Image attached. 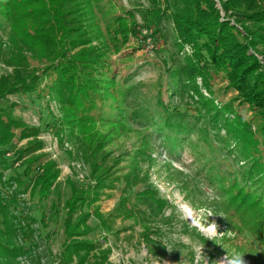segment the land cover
<instances>
[{"label":"rangeland","instance_id":"374dc122","mask_svg":"<svg viewBox=\"0 0 264 264\" xmlns=\"http://www.w3.org/2000/svg\"><path fill=\"white\" fill-rule=\"evenodd\" d=\"M90 4L93 17L100 23V36L99 32H92L89 23L84 28L91 44L104 52V67L115 72L101 109L103 112L107 109L105 114L108 113L113 126L101 123L94 127L113 134L108 150L123 159L116 177H123L133 165H138L139 176L146 175L140 191L156 190L157 198L165 205L159 210L151 200L137 199L136 190L132 189L127 194L133 217H119L115 207L122 182L118 181L113 191H105L109 198L102 196L94 204L104 215L105 225L90 217L87 224L91 233L85 239L97 243L102 250H110L105 264H224L225 258L234 252L242 256L245 264H259L250 249L255 247L259 251L260 246L242 229L236 217L229 218L223 210L229 198L224 189L233 183L264 202V175H255L258 164L248 157L243 142L234 140L228 131V126L237 120L235 114L239 115L238 120L249 122V109L234 103L235 114L221 111L236 93H226L227 82L219 77L210 82L209 90L200 78L194 84L199 94L213 102V108L201 103L193 91L178 92L172 97L166 93V88L174 92L166 69L183 63L192 56L193 49L187 44L176 46L178 37L174 25L165 17L158 28L165 39L160 42L164 48L157 52L144 16L150 9L147 0H90ZM111 17L124 18L131 31H138L145 42L139 44L133 34L122 47L109 42L104 29ZM8 36V24L0 16V77L12 73L3 62L7 51L2 44ZM8 102L18 105L13 110L15 118L39 130L37 139L43 143L39 153L55 161L61 172L50 195L39 201L36 193H30L32 182L23 176L22 165L14 161L16 149L25 147L31 139L15 141L4 149L9 166L3 172L1 196L14 198L10 212L16 216V224L29 232L23 244L37 245L35 252L33 249L18 254L16 263L61 264L63 203L69 196L65 181L70 178L82 190L94 182L89 178V168L82 160L83 151L77 140L70 135L62 142L57 140L55 129L63 110L55 96H8L1 105L6 106ZM177 124L182 127H172ZM241 130L261 141L256 124ZM256 157L264 161V148L261 147V154ZM52 204L57 207L51 208ZM213 223L216 235L209 238L206 229ZM99 252L96 250L93 254Z\"/></svg>","mask_w":264,"mask_h":264},{"label":"trees","instance_id":"16d2710c","mask_svg":"<svg viewBox=\"0 0 264 264\" xmlns=\"http://www.w3.org/2000/svg\"><path fill=\"white\" fill-rule=\"evenodd\" d=\"M147 1L150 9L144 16L151 30L149 38L158 47L157 52L164 48L160 42L165 39L158 28L165 17L174 25L178 37L176 46L187 44L193 49L192 56L183 63L166 69L174 87L173 93L169 88L165 89L166 93L172 97L178 92L193 91L199 95L201 103L213 108V102L198 93L195 81L200 78L208 90L213 79L219 77L226 81L225 92L236 94L221 111L235 114L232 104L237 103L240 108L246 106L251 113L250 123L246 124L235 114L237 120L228 126V131L234 140L243 142L248 157L258 164L255 175H264V168L260 167L264 166V161L256 157V154L260 156L261 147L264 148V0ZM91 7L90 0H0V16L9 28L7 42L2 44L7 51L3 62L12 69V73L0 77V185L4 184L3 172L9 166L4 149L15 141L26 139L31 141L16 149L14 161L20 162L23 176L32 182L30 193H36L42 201L50 195L60 176L57 163L39 153L43 147L42 141L37 139L39 130L14 117L13 110L18 108L16 103L1 105L8 96L32 94L55 96L63 110L55 129L57 140L62 142L67 135L77 140L83 151L82 160L89 168V178L94 182L90 188L82 190L70 178L65 181L69 196L63 203L61 264L73 261L75 264L107 263L110 250L100 249L97 243L85 237L91 233L87 224L90 217L105 225L104 215L94 204L102 196L109 198L105 191H113L116 182H122L115 207L119 217H133L130 195L127 194L132 189L136 190L137 199L147 198L159 210L165 205L157 198L156 190L140 191L146 175L139 176L138 165H133L123 177H116L123 159L108 150L113 134L94 127L101 123L113 126L114 122L108 113L105 114L107 109L104 112L101 109L115 72L104 67V52L91 44L84 28V24L89 23L92 32H99L100 36V23L93 17ZM117 18L111 17L104 22L109 42L122 47L130 34L139 44L145 42V37L138 31H131L124 18ZM252 123L258 126L261 141L241 130ZM172 127L181 128L182 125ZM142 152L150 156L145 150ZM15 182L20 184L19 180ZM238 186L233 183L224 189L229 198L224 202L223 210L229 218L236 217L242 229L260 246L259 251L255 247L250 249L251 256L264 264V202ZM14 203L13 197L5 199L0 193V264H17L18 254L37 249L36 244H23L29 232L16 224V216L10 212V205ZM55 205L51 208H56ZM96 250L100 252L93 254Z\"/></svg>","mask_w":264,"mask_h":264},{"label":"clouds","instance_id":"9594fccd","mask_svg":"<svg viewBox=\"0 0 264 264\" xmlns=\"http://www.w3.org/2000/svg\"><path fill=\"white\" fill-rule=\"evenodd\" d=\"M206 232L209 238H214L216 235V225L214 223L209 225ZM205 264H207V262H205ZM224 264H245V262L239 253L234 252L230 257L225 258Z\"/></svg>","mask_w":264,"mask_h":264}]
</instances>
